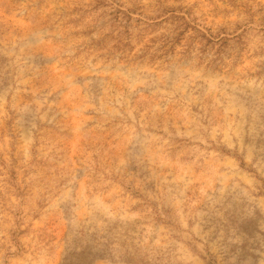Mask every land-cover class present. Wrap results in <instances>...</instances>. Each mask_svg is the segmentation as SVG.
<instances>
[{
	"label": "rangeland",
	"instance_id": "obj_1",
	"mask_svg": "<svg viewBox=\"0 0 264 264\" xmlns=\"http://www.w3.org/2000/svg\"><path fill=\"white\" fill-rule=\"evenodd\" d=\"M0 264H264V0H0Z\"/></svg>",
	"mask_w": 264,
	"mask_h": 264
}]
</instances>
